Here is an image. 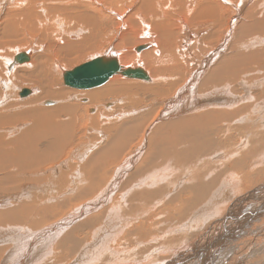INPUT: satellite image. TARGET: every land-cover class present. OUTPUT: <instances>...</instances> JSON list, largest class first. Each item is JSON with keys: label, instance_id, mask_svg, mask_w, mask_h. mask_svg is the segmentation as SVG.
I'll list each match as a JSON object with an SVG mask.
<instances>
[{"label": "bare ground", "instance_id": "bare-ground-1", "mask_svg": "<svg viewBox=\"0 0 264 264\" xmlns=\"http://www.w3.org/2000/svg\"><path fill=\"white\" fill-rule=\"evenodd\" d=\"M0 206L11 264H264V0H0Z\"/></svg>", "mask_w": 264, "mask_h": 264}, {"label": "water", "instance_id": "water-1", "mask_svg": "<svg viewBox=\"0 0 264 264\" xmlns=\"http://www.w3.org/2000/svg\"><path fill=\"white\" fill-rule=\"evenodd\" d=\"M19 57L24 59L25 55L21 54V56ZM17 60L18 58L16 59V61ZM110 62L111 63L104 64L103 60H95L93 66H98L100 70L97 74H89L86 71L82 70L83 68L81 69L77 67L74 70L66 73L65 84L67 86H73V84L78 85L76 88L101 86L116 74H120L127 79H138L140 81L149 80L148 74L142 69H127L123 71L121 68L113 66L112 61ZM105 65H109L110 68L103 69ZM71 79H73L72 82H70ZM28 94L29 91H23L21 93V98L27 97Z\"/></svg>", "mask_w": 264, "mask_h": 264}, {"label": "rangeland", "instance_id": "rangeland-1", "mask_svg": "<svg viewBox=\"0 0 264 264\" xmlns=\"http://www.w3.org/2000/svg\"><path fill=\"white\" fill-rule=\"evenodd\" d=\"M145 45H148V44H144V45H141V46L143 47V46H145ZM141 46L139 45L138 47H141ZM136 51H137V50H136ZM142 51H144V50H142ZM137 53H138V51H137ZM76 68H77V67H76ZM141 68H142V67H141ZM143 69H145V68H143ZM73 70H74V69H73ZM103 86H104V85H103ZM103 86H101V87H103ZM101 87H98V88H101ZM65 88H68V87L65 86ZM98 88H95V89H98ZM69 89H70V88H69ZM77 90H79V91H80V90H83V91H89V90H93V89H77ZM21 99H24V98H21ZM146 100H147V99H146ZM145 102H146V103H149V101H145ZM90 113H91V114H94L93 112H90ZM254 171L256 172L257 170H253V171H251L250 173H255ZM258 188H260V185L258 186ZM253 189H255V188H253ZM0 207H1V206H0ZM53 220H55V222H56V219H53ZM50 221H51V220H49V222H50ZM55 222L52 221L50 224H48V225H46V226H41V227L39 228L40 231H39V229H37L38 232H37V230H36V232H35V230H33V231H32L33 234H32L31 232H28V233H27V232L25 231V233H24V231H22L23 234H21V235H22L21 238L24 237V236L30 235V234H31V235H34V234H35V235H34V239L37 240V239H38L39 237H41V235L43 234V231H42V230H44L45 227H51ZM45 231H46V230H45ZM39 232H40V233H39ZM38 233H39V234H38ZM43 236H44V234H43ZM33 241H35V240L32 239V242H33ZM7 246H8V245H7ZM3 248H4V247H1V248H0V249H2V251L0 252V258H1L4 262L1 263L2 260H0V264H9L10 261L7 260V258H8V250H3ZM4 251H5V252H4ZM1 254H2V255H1ZM5 255H6V256H5ZM49 255H50V254H49ZM1 256H2V257H1ZM5 260H6V261H5ZM47 261H51V258H49ZM47 261H46V262H47ZM49 263L52 264L51 262H49ZM49 263H48V264H49ZM10 264H11V263H10Z\"/></svg>", "mask_w": 264, "mask_h": 264}]
</instances>
